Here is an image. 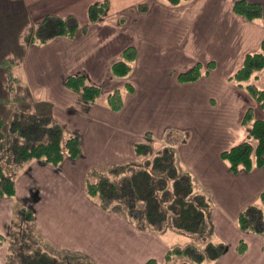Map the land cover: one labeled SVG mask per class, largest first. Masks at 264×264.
<instances>
[{
	"label": "crops",
	"instance_id": "crops-1",
	"mask_svg": "<svg viewBox=\"0 0 264 264\" xmlns=\"http://www.w3.org/2000/svg\"><path fill=\"white\" fill-rule=\"evenodd\" d=\"M95 1L101 0H0V56H21L16 80L24 83L33 104L29 107L50 114L81 140L80 155L65 157L58 165L38 159L12 165L15 194L0 196V234L9 231L14 211L26 206L34 213L33 242L60 260L144 264L154 258L158 264H172L164 261L168 248L201 237L171 226L138 230L121 204L103 209L84 191L88 170L115 174L141 163L145 155L136 146L147 144L149 154L158 151L169 129L182 135L176 144L166 141L178 167L192 174L195 190L210 201L209 234L196 245L206 240L226 244L217 259L200 264H264V234L243 231L236 221L245 206L261 203L264 164L233 173L220 157L222 150L246 137L249 127L242 117L248 108L254 118H264L257 101L232 79L245 54L259 49L263 24L236 13L235 0H185L177 5L106 0L105 13L90 21L88 7ZM248 1L260 3L264 16V0ZM143 4L145 9L140 8ZM47 13L72 14L86 31L43 44L29 42L32 28ZM127 46L134 47L135 58L129 73L117 76L111 65ZM196 62L212 65L195 80L179 81L177 74ZM1 72L12 77L11 69ZM72 74L99 85V98L86 101L81 92L67 87L65 79ZM250 79L264 83V68ZM116 88L122 91L123 105L113 110L105 99ZM19 96L22 102L24 93ZM7 160L11 162L9 156ZM240 239L246 243L241 252ZM7 255L0 249V264H7Z\"/></svg>",
	"mask_w": 264,
	"mask_h": 264
},
{
	"label": "trees",
	"instance_id": "trees-1",
	"mask_svg": "<svg viewBox=\"0 0 264 264\" xmlns=\"http://www.w3.org/2000/svg\"><path fill=\"white\" fill-rule=\"evenodd\" d=\"M181 1L185 0H165L170 5H177ZM140 8L145 9L146 4ZM106 9V0L91 3L88 7L89 20H98ZM233 10L249 20L260 21L264 26L260 3L235 0ZM85 31L86 25L80 27L76 16L72 14L47 13L32 28L27 39L32 43L43 44L55 37L72 38ZM135 54L134 47L124 48L121 58L112 63V72L117 76L127 75ZM211 65V62H207L206 65L196 62L187 70L179 72L177 78L179 81L195 80ZM262 68L264 38L258 50L245 54L232 79L250 93L264 112V88L250 81L251 76ZM65 85L81 92L83 99L89 102L97 100L101 94L100 86L87 82L81 74L68 75ZM127 87L130 89V84ZM105 101L111 109H120L123 105L121 89L110 91ZM242 123L249 127L246 137L220 152V157L233 173L240 169L249 171L264 164V118H254L251 108H248L242 117ZM5 138L8 140L2 150L5 149L7 153L6 160L9 156L13 164L38 159L58 165L65 157L76 158L81 153L80 136L65 132L63 126L48 113L14 110L9 119L0 116V141ZM174 143L176 144V141ZM136 150L147 157L141 164L125 166L117 175L99 169L88 170L85 177V193L96 199L103 209H109L116 202L121 204L128 220L138 230L144 231L152 227L161 231L166 226H171L205 238L209 231L207 211L210 201L204 193L195 190L192 174L178 167L173 149L164 145L150 155L147 144H138ZM15 176V172L6 171L0 155V196L15 194ZM260 201V204H248L238 213L236 221L241 230L264 234V191L260 194ZM18 213L24 222V228L21 229L23 241L18 244L14 255L19 264L70 263L41 248H34L26 238L28 229L25 226L32 222L33 210L21 206ZM245 248V241L240 239L237 249L241 252ZM225 249L226 244L219 240H206L201 247L193 242H187L168 248L164 254V261L172 264H200L205 259H217ZM75 260L76 263L70 264H87L80 258ZM144 264L158 263L154 258H149Z\"/></svg>",
	"mask_w": 264,
	"mask_h": 264
},
{
	"label": "rangeland",
	"instance_id": "rangeland-1",
	"mask_svg": "<svg viewBox=\"0 0 264 264\" xmlns=\"http://www.w3.org/2000/svg\"><path fill=\"white\" fill-rule=\"evenodd\" d=\"M1 60H2V62H1ZM20 61H21V56H19V55H3V56H0V69L1 68L2 69H8V70L11 69V71H12V73H11L12 77L11 78H9L10 74L8 75L7 72H1L0 73V108L2 109V110H0L1 111L0 115L2 114L3 118H5V119H6L5 116L7 114L11 115V113L14 110L20 109V110H25V111H32V109L29 106H33V104L31 103V100L29 98H27V96H26V92H25L26 89L24 88L23 81H20V80L17 81L16 80V77L21 75L20 70H21L22 66L20 67ZM6 77H7V79H9L7 86H6V83L3 82V80H5ZM262 79H263V77H262ZM250 81H252V80L250 79ZM255 83L259 84L260 87H264V85H263L264 83L262 81H258ZM4 93H5V95L3 96ZM20 93H24V95H25L22 98L23 99L22 102L20 101V99H21V97L19 96ZM15 101H17V102H15ZM35 106H37V105H35ZM7 111H9V112H7ZM7 118L9 119L10 116L9 117L7 116ZM181 139H182L181 133H179V132L178 133H172L168 129L165 132V136H163L161 147L164 145H169V144H167L168 142H166V141H171L170 143H174V141H176V143H177V141L179 142V141H181ZM7 140H8V138H5V139L1 140V142H0V155L3 158L4 167H5L6 171L11 172L13 170L12 169L13 163L10 162L9 160H6L7 153H6L5 149H3L4 151L2 150V147H5ZM152 154L153 153H151L150 155H152ZM145 157H147V155H145ZM143 160L144 159H142L141 163L143 162ZM141 163H139V164H141ZM118 172H121V171H118ZM117 174L118 173H115L112 175H117ZM20 207L21 206H19L14 211L15 215H14L13 221L11 223V226L9 228V231L6 234H3V235L0 234L2 236V239H0V245H1L0 249L4 250V252L7 251V254H8L7 259H6L7 264H19V262L16 261V259H15L16 257L14 258V256L12 257V255L16 254L18 244L20 243V241L21 242L23 241V238L21 237V229H22V227L24 228V222H22V220L19 216V213H18V210ZM25 226L28 229L26 231V238L29 240V242L32 244V246L34 248H37L38 243L33 242V241L37 240V237L31 232V223H29L28 225H25ZM208 232H207V234H209ZM38 241H39V239H38ZM192 241L195 244L197 243L199 245H202V243H203L202 238L201 239L195 238V239L191 240V242ZM41 244H43V243H41ZM46 251L48 252V250H46ZM69 257H67V259H69ZM70 258L72 260L76 259V257H70Z\"/></svg>",
	"mask_w": 264,
	"mask_h": 264
}]
</instances>
